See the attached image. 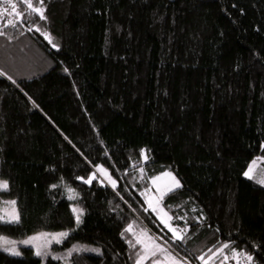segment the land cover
I'll use <instances>...</instances> for the list:
<instances>
[{
    "label": "trees",
    "instance_id": "16d2710c",
    "mask_svg": "<svg viewBox=\"0 0 264 264\" xmlns=\"http://www.w3.org/2000/svg\"><path fill=\"white\" fill-rule=\"evenodd\" d=\"M13 2L22 18L0 15V201H16L20 223L0 236L68 231L66 246L101 250L70 264H135L132 224L187 264H235L212 255L224 243L264 264V188L243 175L264 161V0H45L46 21ZM165 171L181 186L160 206L187 224L182 241L141 195ZM20 251L0 264H40Z\"/></svg>",
    "mask_w": 264,
    "mask_h": 264
},
{
    "label": "snow or ice",
    "instance_id": "6c2138e0",
    "mask_svg": "<svg viewBox=\"0 0 264 264\" xmlns=\"http://www.w3.org/2000/svg\"><path fill=\"white\" fill-rule=\"evenodd\" d=\"M21 2L26 6L29 15L35 14L39 17L40 21H46L47 17L45 15V0H38L39 6H36L33 3V0H21ZM7 4V8L0 10V15L7 13L9 17H14L15 19L19 20L22 18L23 14L17 9L16 3L13 0H5ZM10 10V11H9ZM6 26H14V20L9 19L7 21ZM37 31L41 32L44 39L47 40L52 47H58L56 44L52 42V39L48 32L41 31L39 28L36 29ZM2 34V33H0ZM4 75L2 71H0V76ZM260 148L264 149V143L260 144ZM140 156L143 159H147L145 155V150L140 149ZM255 164V160L249 164L248 169L243 172V175L248 178L249 180L253 179V166ZM96 168L99 172L103 174V176L107 179V181L115 190L116 181L112 179L111 176L108 175L107 171L101 167L100 165H96ZM143 171V169H141ZM163 176L169 178V182L164 185L163 187L157 182L159 181L160 177H153L152 178V185L156 189V194L154 196L149 197L147 192L149 191L146 189L144 192L141 193L142 196L145 197V202L148 204L149 208L152 209L153 213L156 214L157 219L160 223L166 228L169 232H171L172 236L171 239L173 242L175 241H182L183 236L188 231V226H185L182 229H178L174 227L170 221L172 217L168 215L163 208L160 207L164 197L172 192L174 189L179 188L180 181L177 180L175 176H173L170 172L165 171L162 173ZM77 179H81V177H77ZM93 179L92 175H89L87 180L83 182L85 184H90ZM258 184L264 186V178L259 179L256 181ZM61 183H63V179H61ZM9 187V183L7 180H0V190H7ZM51 188H56L58 185L53 184L50 186ZM66 191L68 193V199L74 200L78 198V194L75 193L74 189L71 187L66 186ZM6 205L9 206L8 210H3L0 212V223L5 224H18L20 223V215L16 211V201L15 200H8L4 202ZM72 215L75 219L76 227L82 223V216L84 215V209L75 205H70ZM147 211V209H145ZM201 219L203 217L201 216ZM74 230V229H73ZM124 232L129 233L132 237V240H128L127 243L129 245L130 250H135L136 246L139 245V250L135 251V264H144L145 260H148L150 257L152 258V264H187L186 261H182V259L178 256V254H173L168 251L167 248L162 247L159 243L156 242V238L150 236L147 230L141 229L139 232L133 230V225L128 224L124 229ZM69 232L61 231L56 233H48V232H41L37 233L35 236L28 237L22 241H12L7 239L6 237L0 236V251L7 253L13 257H19L22 255V252L18 250L17 243L23 244L25 246H30L33 249V254L40 258L41 264H43V258L45 256L52 255L48 249L50 246L55 244H60L61 241L68 237ZM123 238V233L121 234ZM135 241V243H133ZM229 244L224 243L221 244L219 248H216L212 255L215 256L217 253L223 256V261H227L229 258L235 261V264H254V257L252 254L245 250H237L236 247H231L230 253L231 255L225 254V250L229 249ZM257 247L256 244H253V248ZM212 251V250H210ZM79 252H92L96 253L97 255L101 254V250L99 247H87V246H73L71 249L68 250L67 256H71L73 253ZM65 257H59L52 255V259L59 260V259H66ZM162 257V259L160 258ZM197 259L202 261V264H208L203 256H197Z\"/></svg>",
    "mask_w": 264,
    "mask_h": 264
},
{
    "label": "rangeland",
    "instance_id": "374dc122",
    "mask_svg": "<svg viewBox=\"0 0 264 264\" xmlns=\"http://www.w3.org/2000/svg\"><path fill=\"white\" fill-rule=\"evenodd\" d=\"M5 7H1L0 8V10L1 9H4ZM8 14L7 13H4L2 16H4V18H5V24H7V21L9 20V19H11L10 17H8L7 16ZM255 160V164H254V166H253V172H252V175H253V179L251 180V181H253L254 183H256V184H258L256 181L257 180H259V179H262V178H264V167L262 166V163L264 162L263 160H261L260 158H256V159H254ZM254 160H252L250 163H252ZM249 163V164H250ZM249 166V165H248ZM247 169H248V167H247ZM246 169V170H247ZM245 170V171H246ZM108 173V172H107ZM96 175H98V177H99V179H101L105 184H108V185H110L111 186V184L107 181V179L103 176V174L101 173V172H99L98 170H96ZM109 175V174H108ZM245 177V176H244ZM246 178V177H245ZM246 179H248V178H246ZM0 180H2V179H0ZM259 186H261L262 188H264V186H262V185H260V184H258ZM1 191H5V190H0V192ZM67 192V191H66ZM151 192H148V196L149 197H151V196H153V195H149ZM77 194V193H76ZM8 200H11V199H5V200H1L0 201V212H2L3 210H8V208H9V206L8 205H6L4 202L5 201H8ZM75 200V199H74ZM76 206V205H75ZM147 206H148V204H147ZM161 207V206H160ZM162 208V207H161ZM148 209H149V211L156 217V214L155 213H153V211H152V209L151 208H149V206H148ZM17 211V210H16ZM157 218V217H156ZM158 220V219H157ZM159 221V220H158ZM160 222V221H159ZM58 232H61V231H58ZM68 232V231H67ZM38 233H41V232H38ZM48 233H56V232H48ZM37 233H33V234H30V235H27V236H25V237H23V238H21V239H12V238H8V237H6V236H3V237H6L7 239H9V240H12V241H17V242H19V241H22V240H25V239H27L28 237H31V236H35ZM150 236H152L150 233H148ZM153 237V236H152ZM155 238V237H154ZM66 239H67V237L66 238H64L62 241H61V243L60 244H55V243H53L51 246H50V248L48 249V251L52 254V255H55V256H59V257H65V256H67V252H68V250L69 249H71L73 246H78V247H80V246H85V245H79V244H72V245H70V246H66L65 245V241H66ZM156 242L157 243H159L160 244V242L156 239ZM161 245V244H160ZM87 247H89V246H87ZM90 247H92V246H90ZM163 247V246H162ZM17 248H18V250H21L22 248H29V249H32L30 246H25V245H23V244H20V243H17ZM92 248H95V247H92ZM33 250V249H32ZM0 252H3V251H0ZM3 253H5V252H3ZM79 253H84V254H94V253H92V252H79ZM7 254V253H6ZM74 254V253H73ZM52 255H49V256H45L44 258H43V264H45L46 263V261L47 260H52V261H54V262H58L59 264H70V258H71V256H67V258L66 259H59V260H54V259H52ZM22 256V255H21ZM21 256H19V257H21ZM161 259H162V257H160ZM39 260H40V258H39ZM40 264H41V262H40Z\"/></svg>",
    "mask_w": 264,
    "mask_h": 264
},
{
    "label": "crops",
    "instance_id": "0c3cea01",
    "mask_svg": "<svg viewBox=\"0 0 264 264\" xmlns=\"http://www.w3.org/2000/svg\"><path fill=\"white\" fill-rule=\"evenodd\" d=\"M157 177H160L159 181H157L162 187L164 185H166L168 182H169V178L168 177H165L163 176L162 174L157 176ZM151 187H152V192L149 194V195H155L156 194V189L155 187L152 185V181H151ZM175 190V189H174Z\"/></svg>",
    "mask_w": 264,
    "mask_h": 264
}]
</instances>
